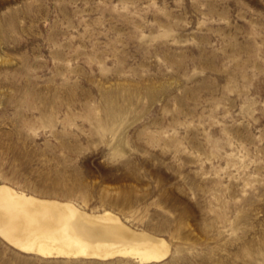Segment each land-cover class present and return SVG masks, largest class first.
<instances>
[{
    "label": "rangeland",
    "instance_id": "rangeland-1",
    "mask_svg": "<svg viewBox=\"0 0 264 264\" xmlns=\"http://www.w3.org/2000/svg\"><path fill=\"white\" fill-rule=\"evenodd\" d=\"M0 186L264 264V0H0Z\"/></svg>",
    "mask_w": 264,
    "mask_h": 264
},
{
    "label": "bare ground",
    "instance_id": "bare-ground-1",
    "mask_svg": "<svg viewBox=\"0 0 264 264\" xmlns=\"http://www.w3.org/2000/svg\"><path fill=\"white\" fill-rule=\"evenodd\" d=\"M0 235L25 254L45 259L162 262L166 243L125 225L115 214L87 213L68 202L43 200L0 186Z\"/></svg>",
    "mask_w": 264,
    "mask_h": 264
}]
</instances>
